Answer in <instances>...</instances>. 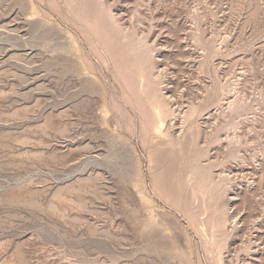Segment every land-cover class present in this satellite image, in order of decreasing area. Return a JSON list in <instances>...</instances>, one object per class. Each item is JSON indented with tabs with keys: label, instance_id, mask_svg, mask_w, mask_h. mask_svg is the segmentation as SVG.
Here are the masks:
<instances>
[{
	"label": "rangeland",
	"instance_id": "374dc122",
	"mask_svg": "<svg viewBox=\"0 0 264 264\" xmlns=\"http://www.w3.org/2000/svg\"><path fill=\"white\" fill-rule=\"evenodd\" d=\"M0 264H264V0H0Z\"/></svg>",
	"mask_w": 264,
	"mask_h": 264
}]
</instances>
